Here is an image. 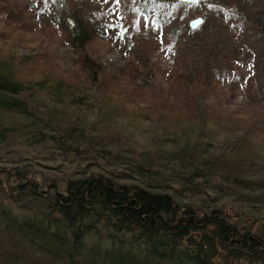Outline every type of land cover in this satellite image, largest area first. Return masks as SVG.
<instances>
[{
  "label": "trees",
  "instance_id": "1",
  "mask_svg": "<svg viewBox=\"0 0 264 264\" xmlns=\"http://www.w3.org/2000/svg\"><path fill=\"white\" fill-rule=\"evenodd\" d=\"M40 1L52 4L63 29L54 43L44 16L42 43L46 51L65 48L54 49L60 61H24L27 55L0 47V148L27 144L48 153L0 157V264H264V152L251 137L256 111L247 119L254 125L240 121L241 133L236 123L221 122L234 130L231 138L220 140L212 126L223 116L217 80L230 67L223 32L191 30V4L122 0L136 35L142 18L164 30L175 65L161 79L139 35L124 45L126 64L101 62L104 47L94 41L105 32L106 11L95 0ZM26 4L0 0L5 41L29 29ZM197 4L229 16L239 7ZM263 4L256 1L242 18L263 38L255 49L264 68ZM144 117L147 137L136 124ZM42 162L53 178L37 173L33 165Z\"/></svg>",
  "mask_w": 264,
  "mask_h": 264
},
{
  "label": "rangeland",
  "instance_id": "2",
  "mask_svg": "<svg viewBox=\"0 0 264 264\" xmlns=\"http://www.w3.org/2000/svg\"><path fill=\"white\" fill-rule=\"evenodd\" d=\"M25 1L27 4L24 5V11L25 17L29 20V29L27 32L22 33V27H20L15 35L8 36V41H5V39L0 36V47H3L5 50H10L15 54L27 55L24 61H32L40 64H45L55 59L60 61L62 57L57 56V52H62L65 48L59 46L58 49H56L55 45L53 49L46 51L49 45L42 43L41 39V37L48 38L42 32L44 26L43 19L45 18L48 20V26L55 29L52 39L54 43H56L63 34V29L51 13L53 10L52 4L40 0ZM225 1L230 2L229 7H232V2H237L239 9L236 8L234 14L229 16L226 11L216 13V10L209 7V4L204 6L195 4L189 10L191 15L188 19L189 23L192 19L201 16L203 17V22L197 29L205 27L207 30L210 29L213 33L223 32L221 34L223 41L227 37L225 52L227 54L229 53L230 67L223 74L225 75L228 73V75L222 76V78L217 80V88L214 94V100L218 102V107L222 111L223 116L219 119L216 118L212 126L218 131L220 140L231 138L234 134V130L228 128L221 122L228 124H232V122L236 123L238 133H241L245 127L240 121L244 119L245 122L248 123L247 119H249L250 122H252L253 112L256 111L255 118L258 123L255 124H257L256 128L258 130L252 133L251 137L258 145V148L264 152V86H259L264 85V82H262L264 68L258 64L257 55L263 38L256 35L251 22H247L242 18L250 12L253 5H256V1L263 2V0ZM95 2L99 10L106 11L102 15V29H104L105 32L94 41L95 44L98 42L104 47L100 52L102 54L104 53L101 62L103 64L113 63L116 66L126 64L128 61V53L124 52L126 51L124 45L126 44V46L129 45L128 47H131L132 42L135 41L137 35H139V37L150 46L152 59L158 62L161 79H165L169 76L175 65V56L168 50L167 46L165 47L163 45L162 38L164 30L162 26L160 24L155 25L154 18L151 20L142 18L136 35V33L132 32V26H130V23L127 21L129 17L124 16L126 11L122 8V0H95ZM205 14H207V19H204ZM4 15L5 13L0 11V33L4 30V22L2 19ZM202 33L195 36H199ZM21 38L24 40L20 41ZM136 40L138 41V39ZM137 44L138 43L135 44V47ZM255 45L258 46L257 50L255 49ZM54 49H56L57 52H54ZM221 60H224V56ZM70 63L71 61L67 62V64H69L68 67L71 66ZM164 85L167 87L166 80ZM250 94L254 95V100L249 101ZM144 104L145 102H140V105L143 106ZM136 124L138 131H141L142 137H147L148 134L144 133L143 129L145 125L150 124V119L144 117L141 119V122L138 121ZM39 153L45 154V156H43L44 158L48 157V153L43 146L20 144L13 150L0 148V157L5 161H22L26 158L33 159V157H37L35 155ZM33 166L37 168V173L39 175L53 178L51 172L53 170L50 169L52 166H49L48 163L42 162L41 164H35ZM41 178L43 177H37V179Z\"/></svg>",
  "mask_w": 264,
  "mask_h": 264
},
{
  "label": "water",
  "instance_id": "3",
  "mask_svg": "<svg viewBox=\"0 0 264 264\" xmlns=\"http://www.w3.org/2000/svg\"><path fill=\"white\" fill-rule=\"evenodd\" d=\"M181 3H187V4H195L198 3L202 0H178ZM203 22V17H197L195 19H192L189 23L190 29L195 30L197 29L201 23ZM71 23L73 24V21L71 20ZM187 242L189 243V245H195L196 244V238L194 236H189L187 238Z\"/></svg>",
  "mask_w": 264,
  "mask_h": 264
}]
</instances>
